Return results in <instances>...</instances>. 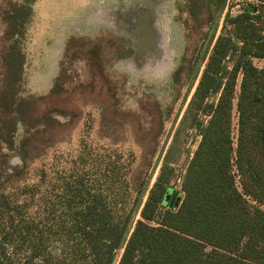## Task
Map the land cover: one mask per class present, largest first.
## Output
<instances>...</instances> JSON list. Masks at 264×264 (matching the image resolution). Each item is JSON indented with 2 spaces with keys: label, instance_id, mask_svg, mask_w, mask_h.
I'll return each mask as SVG.
<instances>
[{
  "label": "rangeland",
  "instance_id": "1",
  "mask_svg": "<svg viewBox=\"0 0 264 264\" xmlns=\"http://www.w3.org/2000/svg\"><path fill=\"white\" fill-rule=\"evenodd\" d=\"M157 1L35 0L26 17L19 9L25 0H0V162L12 172L24 166L22 158L28 161L7 194L25 207L20 215L48 219L55 236L64 233L56 219L73 222L74 213L66 212L69 187L82 190L86 201L99 194L112 217L135 221L160 177L184 197L199 128L208 120L190 107L203 59L228 14L260 3L225 0L221 8L222 0ZM124 3L146 16L142 47L135 29L131 35L102 19ZM18 17L25 20L22 28H15ZM159 37L165 60L155 61ZM19 51L23 69L16 82L13 58L20 60ZM142 56L147 61L139 65ZM254 62L264 67V60ZM12 94L24 102L22 116L11 115ZM237 123L235 105V139Z\"/></svg>",
  "mask_w": 264,
  "mask_h": 264
},
{
  "label": "trees",
  "instance_id": "2",
  "mask_svg": "<svg viewBox=\"0 0 264 264\" xmlns=\"http://www.w3.org/2000/svg\"><path fill=\"white\" fill-rule=\"evenodd\" d=\"M33 1L19 5L26 17ZM258 1L226 16L212 53L203 59L190 107L208 120L199 128L181 204L160 210V204L168 205L170 181L163 177L137 221L114 218L99 194H88L86 201L82 190L69 187L66 212L74 213L73 222L56 219L64 233L55 236L48 219L20 215L25 207L7 194L28 161L22 158L24 166L12 172L0 162V264H115L120 251L118 264H264V67L254 62L264 60V0ZM16 21L15 28L24 27V19ZM15 55L21 60L13 58L16 81L24 56ZM14 98L11 115L22 116L24 102Z\"/></svg>",
  "mask_w": 264,
  "mask_h": 264
},
{
  "label": "flooded vegetation",
  "instance_id": "3",
  "mask_svg": "<svg viewBox=\"0 0 264 264\" xmlns=\"http://www.w3.org/2000/svg\"><path fill=\"white\" fill-rule=\"evenodd\" d=\"M156 3H157V5H160L162 3V0H158ZM140 12H141L140 9L133 10L132 8H128L127 4L124 3V4L121 5L120 8L113 7L110 10V12L107 13V16H105L102 19L105 20L106 22L109 21V24L112 26V28H114V29L118 28V29L124 30L128 34H131V35L133 34L134 29H135V32H136V34L138 36L137 37L138 43L142 47L141 42H143V38H144V35H145V30H149V28H148L149 25H148V23L146 21V16H143V14L140 13ZM133 13H137V15H136L137 20H135V21H134V19L130 18V15L133 14ZM151 16L154 17L153 13H151ZM161 17H163V14H161ZM152 21H153L154 25L158 24L156 18H153ZM119 23H121L123 25H118ZM132 25H134L135 28H132ZM144 28H145V30H144ZM160 38L161 37H159V40L157 39L156 48L154 47L152 49V53H153L152 56H153L155 61H158V59L160 57H161L160 60L162 61V59H164V56H165L163 54V52H162L163 48H162V46H160ZM151 45H153V42L151 43ZM135 48H137V46H135ZM140 53H142V51ZM137 55L139 56V48H138V52H136V54H135V57ZM145 56L141 57V59L143 61L140 60L141 62H138L139 65H141L142 62H146L147 61L145 59L146 58Z\"/></svg>",
  "mask_w": 264,
  "mask_h": 264
},
{
  "label": "water",
  "instance_id": "4",
  "mask_svg": "<svg viewBox=\"0 0 264 264\" xmlns=\"http://www.w3.org/2000/svg\"><path fill=\"white\" fill-rule=\"evenodd\" d=\"M181 198V193L178 190L169 188L165 194L164 200L168 204V207L173 209L179 206Z\"/></svg>",
  "mask_w": 264,
  "mask_h": 264
},
{
  "label": "built area",
  "instance_id": "5",
  "mask_svg": "<svg viewBox=\"0 0 264 264\" xmlns=\"http://www.w3.org/2000/svg\"><path fill=\"white\" fill-rule=\"evenodd\" d=\"M264 208V207H263Z\"/></svg>",
  "mask_w": 264,
  "mask_h": 264
}]
</instances>
